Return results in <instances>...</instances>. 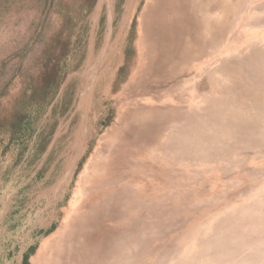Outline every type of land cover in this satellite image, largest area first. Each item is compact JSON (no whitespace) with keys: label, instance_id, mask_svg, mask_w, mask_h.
<instances>
[{"label":"rangeland","instance_id":"374dc122","mask_svg":"<svg viewBox=\"0 0 264 264\" xmlns=\"http://www.w3.org/2000/svg\"><path fill=\"white\" fill-rule=\"evenodd\" d=\"M146 4L0 0V264H43L74 214L52 264H264L230 225L264 192V108L208 73L252 76L264 0L202 51L187 0H154L141 24Z\"/></svg>","mask_w":264,"mask_h":264},{"label":"bare ground","instance_id":"6f19581e","mask_svg":"<svg viewBox=\"0 0 264 264\" xmlns=\"http://www.w3.org/2000/svg\"><path fill=\"white\" fill-rule=\"evenodd\" d=\"M187 1L189 2V10L187 11L188 12L187 17L190 21L192 20V22H193L192 23V26H193L192 30L194 32V35L198 38V40H196V44H198V50L202 51L205 47H207L209 45L211 47H213L216 42L218 43L222 37L228 35L232 31V29L235 25V20L237 19L236 17H237L239 8L241 6L242 0H187ZM153 4H154V0H147L145 11L143 12V15L141 16V24L143 23L144 17L146 16L145 12L152 10ZM250 24H252V23H249V25ZM252 26H253V24H252ZM188 51L190 52V48ZM245 59H247V58H245ZM240 61H239V63H240ZM248 61L252 62L255 65L254 66L255 68L253 70L254 73L252 72V76H248V75L241 76L245 80H248V81H246L247 83L241 82L242 84H239V85L234 84L233 86H230V83H232V80H234L233 79L234 75L232 74V71L229 70L228 66L226 67L223 65H217L212 70L208 71L209 75L210 76L212 75V77H211L212 79L210 80L211 81L210 85L212 88L216 89L219 92L227 91L231 95L230 98L232 100L234 99V101L236 102L235 106H237V107H241V106H243L245 101H249L248 105L250 106V109H252V110L255 107H258V105H259V107L261 106L264 108V48H261V49L257 48L254 52L252 51V54H250L248 56ZM245 63H247V62L245 61ZM237 65H239V64H236V66ZM240 66H238L237 68H239ZM246 68H248V67H246ZM251 68H252V66H251ZM251 68H249V70H252ZM237 73H240V72H237ZM237 77L238 76H236L235 78H237ZM238 79H239V77H238ZM224 85H226V86L224 87ZM249 87H252L253 90L258 89V92H260V93L257 94L258 92L256 90H255L256 94L251 93ZM233 108H235V107H233ZM235 110H237V109H235ZM208 113H210V112H208ZM235 114L236 113H233V115H235ZM248 116L250 117V115H248ZM242 121H243V119L239 120V123H242ZM244 121L246 123V121H249V120L246 119ZM250 123L251 124H248V125L253 127L254 121L252 120ZM223 129L228 130L227 128H223ZM253 129H254V127H253ZM263 131L264 130H262V129H258L257 130L258 133L255 132V133H257L256 136L259 137L261 135H264V133H262ZM210 132H212V131H210ZM222 143H223V141H222ZM218 145H219V143H218ZM221 154H222V152H221ZM85 215H88V214H85ZM76 216H77V214L63 216V220H61V218H60L59 222L56 223V227L53 228V230H52L53 232L51 233L52 237L50 239L51 241H50L49 248L45 247L44 242L41 243V245L43 244L42 246L44 247V249H43L44 253L42 252L43 253L42 257H43V260H44V258L48 257L45 259L46 261L48 260L47 263L52 264V261H54L55 259H58L57 257L60 254L59 252L63 248V241H64L65 237H67V235L70 234L69 232H67V227L70 223H72V219L76 218ZM82 219H83V217H82ZM81 220H79V222ZM85 222H83V223H85ZM226 224H227V222H226ZM230 225L237 226L239 228V230L241 231V233L243 234L242 236L244 238H246V242H245L246 246L243 248L244 251H246V250L251 251L252 250L255 253L256 252L259 253V251H263V254H264V192H262V195L255 198L248 206H245L242 209L237 210L236 213L234 215H232ZM84 226H86V224ZM224 228H226V227H224ZM80 230H82V229H80ZM227 231H228V229H227ZM229 233H230V231H229ZM222 234H223V232H222ZM77 236H78V234H77ZM217 237H218V235H217ZM66 239H68V238H66ZM67 249H68V247H67ZM80 249H81V247H80ZM47 251L49 253H47ZM64 251L65 250H63V252H62L63 254H64ZM86 251H88V250H86ZM219 254L220 253H217V255H211L208 258L210 261V264H222L221 262L218 261L220 259ZM63 260H65V259H63ZM44 261H43V264H45ZM116 264H118V263H116ZM239 264H246V263L244 261H240Z\"/></svg>","mask_w":264,"mask_h":264},{"label":"crops","instance_id":"0c3cea01","mask_svg":"<svg viewBox=\"0 0 264 264\" xmlns=\"http://www.w3.org/2000/svg\"><path fill=\"white\" fill-rule=\"evenodd\" d=\"M127 6H128V10L130 9V5L129 4H127ZM126 8V7H125ZM97 10H99V9H97ZM97 13H98V11H97ZM97 13H96V15H97ZM129 15V14H128ZM127 16H126V13H125V19H127L126 18ZM125 19H124V21H125Z\"/></svg>","mask_w":264,"mask_h":264}]
</instances>
